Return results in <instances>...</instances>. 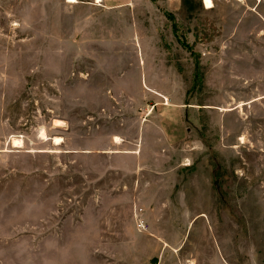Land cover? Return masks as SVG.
<instances>
[{
	"label": "rangeland",
	"instance_id": "1",
	"mask_svg": "<svg viewBox=\"0 0 264 264\" xmlns=\"http://www.w3.org/2000/svg\"><path fill=\"white\" fill-rule=\"evenodd\" d=\"M31 1L0 0V264H264V0L83 5L78 38Z\"/></svg>",
	"mask_w": 264,
	"mask_h": 264
},
{
	"label": "crops",
	"instance_id": "2",
	"mask_svg": "<svg viewBox=\"0 0 264 264\" xmlns=\"http://www.w3.org/2000/svg\"><path fill=\"white\" fill-rule=\"evenodd\" d=\"M48 0H42V3H40V5L37 7L36 0H32L31 1V9L32 6L34 9H38L39 12H42L44 17L49 13L52 12V7L48 8V10L46 9V7L48 6L47 4ZM60 3L63 4V6H65L68 9H72L69 10L70 13H72L70 16L71 17V21L74 22L75 28L77 30L76 35L77 38L79 37L80 32V27L78 26L79 21H80V16L83 13V5H89L90 7H98V9H102L104 11H109L112 9H117V8H123V7H128L129 9H131L133 6L132 5V0H76V1H69V0H59ZM33 4V5H32ZM125 10V9H124ZM31 11V10H30ZM46 12V13H44ZM54 12V11H53ZM52 12V13H53ZM70 21V23H71ZM68 22V21H67ZM115 22V20H114ZM69 23V22H68ZM79 30V31H78ZM164 103V101H163ZM166 103V102H165ZM170 102H168L165 106L167 109L171 108L173 111H176L177 113H175L176 116H174L176 118V120L178 121V125H180V128H182L181 133H177V131H173V128L168 127V120L165 117V119L162 120V124H163V131L166 135V137L168 139H172L174 136L176 139H180L183 138V136L185 135V126L183 125V122L181 121V115L179 113V108L178 106L173 107V103L169 104ZM152 105L154 106L155 104L152 103ZM169 110V109H168ZM170 111V110H169ZM164 118V117H163ZM184 131V132H183ZM117 195H121V194H115L114 197H116ZM118 197V196H117Z\"/></svg>",
	"mask_w": 264,
	"mask_h": 264
},
{
	"label": "bare ground",
	"instance_id": "3",
	"mask_svg": "<svg viewBox=\"0 0 264 264\" xmlns=\"http://www.w3.org/2000/svg\"><path fill=\"white\" fill-rule=\"evenodd\" d=\"M69 1H76V0H69ZM204 3H205L206 7H211L213 5V1L212 0H204ZM42 135H43V137H47V134H46L45 131L42 132ZM61 141H62V137H59V136L54 137V142L55 143H60ZM14 142H15L16 145L17 144L21 145L22 144V139L21 138H19V139L16 138V139H14Z\"/></svg>",
	"mask_w": 264,
	"mask_h": 264
}]
</instances>
